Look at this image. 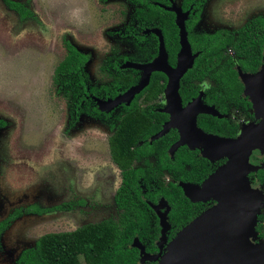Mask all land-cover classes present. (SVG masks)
Segmentation results:
<instances>
[{
  "label": "rangeland",
  "instance_id": "374dc122",
  "mask_svg": "<svg viewBox=\"0 0 264 264\" xmlns=\"http://www.w3.org/2000/svg\"><path fill=\"white\" fill-rule=\"evenodd\" d=\"M11 1L27 7L34 18L21 19L0 0V120L5 122L0 129V221L30 205L68 203L71 210L15 219L0 235V264H15L44 234L73 231L102 219L88 216L86 201L91 189L101 193L112 182L100 163L88 166L80 158L90 147L103 156L107 132L94 125L96 140L90 139L93 125L84 115L72 132L67 102L52 85V75L66 54V42L92 53L96 66L114 48L106 33L125 11L122 0ZM206 5L201 21L210 32L236 30L255 16L264 17V0H208ZM260 234L264 242V228Z\"/></svg>",
  "mask_w": 264,
  "mask_h": 264
},
{
  "label": "trees",
  "instance_id": "16d2710c",
  "mask_svg": "<svg viewBox=\"0 0 264 264\" xmlns=\"http://www.w3.org/2000/svg\"><path fill=\"white\" fill-rule=\"evenodd\" d=\"M3 4L18 14L21 19L34 18L32 12L22 4L11 0H2ZM137 1L142 6L139 8L138 27L140 31L156 28L163 36L166 53L169 54L173 63L178 51L177 28L173 23V14L160 8L157 4L169 5L170 0H132ZM175 1V0H172ZM207 0H180L183 11L190 12L186 29L189 32L188 38L192 49L200 51L196 59L195 67L189 70L184 79L200 80L214 66H224L222 49L232 46L236 55L240 57L237 63L243 70L255 71L259 67L264 55V18H258L248 22L240 31L236 40L232 33L217 31L213 34H196L191 31L192 26L198 21L200 7ZM192 8L189 9V7ZM193 14V15H192ZM137 49L140 50L141 61H149L157 55L158 41L153 35H138ZM66 54L55 67L52 81L56 87V92L67 102L70 124L80 114H86L88 100L85 98V87L82 66L85 65L87 56L78 51L69 43L65 44ZM227 50V49H226ZM225 50V51H226ZM121 63V62H120ZM233 64L231 63V66ZM75 78V79H74ZM215 78V77H214ZM166 78L162 73L155 72L150 78V82L137 97L147 99L159 97L164 89ZM223 81L234 84L235 91L239 94L241 86L238 84L235 72L229 68L226 71ZM134 81H132L133 83ZM163 82V83H162ZM121 86V92L128 86V83ZM188 91L184 86L180 89V95L184 100L188 99ZM227 94V93H226ZM194 95V93H193ZM221 99V97H218ZM151 112H146L139 107L132 108L125 118L120 120L115 133L110 137V154L112 160L126 172L129 163V145H136L142 141V146L156 148L161 154H166V149L173 141L172 133L149 144L147 140L156 133L161 124L163 115L155 113L157 122L152 123ZM198 126L205 132H213L221 136L234 137L238 130L229 125L225 120L216 119L210 116H199ZM159 123V124H158ZM162 154V155H163ZM164 157V156H163ZM164 159V158H163ZM161 161L160 170L165 169L176 181L168 186L154 187L149 191L148 186H144L147 194L152 199L158 197L166 199L170 207V222L173 232L169 239L175 236V231L186 226L200 213L199 204L188 200L178 182L190 183L194 181H204L215 169L216 165H211L205 159L196 158L195 154L185 148H181L172 160ZM191 166L190 171L185 170L183 165ZM253 175V174H252ZM258 185L264 187V171L259 170L255 174ZM137 184L123 183L116 194V200L123 210V217L118 225L113 224H89L71 232L48 233L39 237L34 246L23 250L15 264H81V260L86 264H139L138 251L131 244L134 238L147 244V247L155 250L154 241L158 236V230L154 233L141 232L139 228L148 224V214L150 210L140 199L141 189ZM62 206L37 211L38 214L61 210ZM0 222V232L9 224L10 219ZM257 232L264 228V215L258 217ZM150 264V263H145Z\"/></svg>",
  "mask_w": 264,
  "mask_h": 264
},
{
  "label": "flooded vegetation",
  "instance_id": "af4514ba",
  "mask_svg": "<svg viewBox=\"0 0 264 264\" xmlns=\"http://www.w3.org/2000/svg\"><path fill=\"white\" fill-rule=\"evenodd\" d=\"M103 1H110V0H103ZM124 6H125V11H120L119 14L121 18L118 20L117 25H114L109 29L106 33L107 37L113 42L115 45L114 48L109 49L106 54L102 56L98 64L95 66L93 63V58H92V53H83L87 56L85 65L82 66L81 68V73L83 75V83L85 87V98L88 100V105H87V112L86 114H80L73 122L70 124L69 120V125L72 127V132H77L76 128L81 125L79 124L78 121L82 115L85 116V119L90 122V126L88 129V134L89 138L92 140H96V138H93L95 136V132L92 131L94 128V125H97L101 129H105L107 132V136L105 138V150L104 152L103 147H101V150L103 152V156L100 152L95 151L97 147H90L88 150V153L85 154L83 158H80L81 160L83 159L88 163V166L91 164L95 167L96 163H100L101 165V170L104 169L105 172V178H108V182H112V184L106 188V190H103L101 193H96L94 189H91V197L90 200L88 199L86 201V211L89 213V217L93 219L96 215L100 216L102 218L100 221L93 220L94 222L88 223L89 224H98V223H105V224H113V225H118L123 217V210L120 208L119 203L116 200V194L121 187L123 183L127 184H137L139 187L148 186L149 191H153L154 187L157 186H168L170 183H175L176 181L173 179V177L167 172V170L162 169L160 170L161 167V161L160 159H163V161H169L167 160L170 159L172 160L174 155L181 149L185 148L188 151H191L193 154H195L196 158H201L204 159L201 156V151L198 149L191 150L187 146H182L179 147L173 155H170L169 150L173 145H175L178 140H179V133L177 129L171 128L169 131L164 135H168L172 133V138L173 141L170 144V146L166 149V154H161L160 152L157 151L156 148L152 147H144L142 146V141H138L136 145H129V163L128 167L126 168V172H123V169L119 167L111 158L110 154V144L109 140L110 137L115 133L120 120L125 118V115H128V112L134 108V107H139V109L146 111V112H151L153 115H151V120L152 123L157 122L155 118V113H159L163 115V118H161V124L159 130L151 135L147 142L149 144L151 137L156 135L158 132L161 131L163 128V125L170 120V115L166 113L164 110L167 107V100L164 95V91L166 88V84L168 82V78L165 76L166 80L164 82V89L162 94L157 97V98H144V97H137L139 94L135 95L128 103L122 102L115 107H113L110 111H106L105 108L104 110H101L98 104V101L101 102H110L113 101L115 98L118 96L123 95L129 88L135 86L138 84L141 78L142 72L140 70H136L135 68L132 67H125L123 68V65L125 63H133V64H147L151 62L155 57H153L149 61H141V55H140V50L137 49V39L138 35H153L156 40L157 37L150 32V29H146L144 31H140L138 27V15H139V8L142 6L139 4L137 1H132V0H122ZM208 1V0H207ZM172 2L175 3L176 7H179L180 10L183 13H188L187 18L184 22L185 26V31L187 33V40L189 42L188 38V31L186 29V23L189 20V14L190 12L185 10L183 11L181 8V3L180 0L177 2V0L169 1L168 6H164L161 4H157L160 8L164 9V7H170ZM206 3L205 2L199 9L198 13V21L196 24L192 26L191 31L196 34H213L217 31H226L228 33H232L234 40L237 39L239 35V31L248 23L251 22L255 19L258 18H264L263 16H255L248 21H246L242 26H240L236 30H230V29H217L213 32L207 31L203 25L202 21L205 19V11H206ZM25 7V6H24ZM27 8V7H25ZM192 8V6L189 7V9ZM28 9V8H27ZM165 10V9H164ZM167 11V10H166ZM173 14V23L176 26V15ZM33 14V13H32ZM193 15V14H192ZM34 17V15H33ZM33 19V18H30ZM25 20V19H24ZM120 20L122 22L120 23ZM201 25V26H200ZM177 28V36H178V51L176 52V56L174 59V62L172 63L170 61L169 54H167V60L168 64L171 68H175L177 64V56L180 51V44H179V29ZM145 31H149L146 33ZM158 41V40H157ZM67 43V42H66ZM65 43V44H66ZM70 44V43H69ZM125 47V48H122ZM191 53L192 55L197 54V57L194 58L192 62V67L189 69H193L195 67L194 63L196 59L199 57L200 51L192 49L190 45ZM227 49V50H226ZM222 49V56H223V61H225L224 66L222 65H216L214 66L206 75H204L200 80L198 79H184L185 74L189 71H187L182 78L180 79L179 82V88H178V94L181 100V105L182 107H186L189 103L194 101L199 95L201 96V103L205 106L213 107L219 115L222 116V118H218L217 116H212L204 113H198L196 115V126L202 130L204 133L211 134L214 136L218 137H224V138H234L238 135L239 133V128L247 123H258V120L255 119L254 116V109L252 106V103L250 102V99L248 96L244 94V85L241 82L239 78V73L238 69L245 73V74H254L259 70V67L261 66L262 61L260 62L259 67L255 71H248V70H243L241 67L238 65L237 61L240 59L239 56L236 55L234 49L232 46H227ZM226 50V51H225ZM66 51V49H65ZM82 53V52H81ZM157 53H158V45H157ZM264 56V55H263ZM263 58V57H262ZM262 60V59H261ZM121 62V63H120ZM231 63L233 64L231 66ZM94 66V67H93ZM231 69L232 72H235L236 78L238 79V84L241 86V92L238 94L235 91V86L234 84L228 85L226 84L223 79L225 77L226 71L228 69ZM54 72V71H53ZM155 73V72H153ZM152 73V74H153ZM161 73V72H159ZM152 74L150 75V78L152 77ZM53 76V75H52ZM215 77V78H214ZM75 79V78H74ZM132 81H134L132 83ZM150 82V79H149ZM128 83V87L124 91L121 90V86H125L124 84ZM163 83V82H162ZM53 85V81H52ZM54 86V85H53ZM184 86V89L188 91V99L184 100L183 97L180 95V89L181 87ZM55 87V86H54ZM56 88V87H55ZM194 93V95H193ZM227 93V94H226ZM218 97H221L218 98ZM199 116H210V117H215L216 119L220 120H225L229 125H232L237 128L238 133L234 137H226V136H221L219 134L213 133V132H205L202 128L198 126V118ZM70 117L68 113V118ZM81 121V120H80ZM159 124V123H158ZM5 127V122L0 120V129H3ZM163 136V137H164ZM100 150V149H99ZM107 154V158H104V156ZM164 156V157H163ZM206 160V159H205ZM208 161V160H207ZM252 161L260 164L264 162V155L263 156H258V155H253L252 156ZM209 162V161H208ZM5 164L7 161L4 162ZM226 163V159H220L215 162H209L211 165H216V169L223 164ZM183 168L185 170L190 171L191 166L185 164L183 165ZM215 169V170H216ZM214 170V171H215ZM213 171V172H214ZM212 172V173H213ZM211 173V174H212ZM253 174V175H252ZM256 173H250L248 175L251 183L255 185L257 184L256 178H255ZM210 175V174H209ZM208 175V176H209ZM207 176V177H208ZM203 181H194L191 182V184L195 185H200ZM113 191V194L111 197L108 196V193L110 191ZM152 198L155 197V195L151 196ZM149 194H147V190L141 189V194H140V199L141 201L150 209L146 210V213L148 214V224L145 225L144 227L139 228V231L141 232H149V233H154L156 230H158V236L156 240L154 241L155 245V250L151 249L150 247H147V244H144L143 242H140V244L144 247V251L147 254L150 255H155L158 253V248H157V241L160 236L161 232V227H160V219L158 217V214L156 211L152 208V206H158L159 204H162V208L158 210L160 214L166 213V221L168 222L169 229L166 231V241L167 243L170 242L171 239H169V235L173 232V226L171 225L170 222V207L166 201L165 198L163 197H158L156 198L155 201H153ZM162 202V203H160ZM199 204L198 209L200 210V213L205 211L206 209L210 208L214 202L213 201H208V202H196ZM57 206H62L63 208L61 210H55V211H50V212H45L38 214L37 211H40L42 209H49V208H54ZM54 207H37V205H30L25 208H20L16 209L13 212H11L4 220H7L8 217H12L10 219V222L8 226L0 232V235L3 234L9 227V225L17 218L23 216V215H36V216H43L46 214H51L55 212H59L60 215L61 213H68V211L71 210V206L66 203V204H59ZM199 213V214H200ZM60 218V216H59ZM90 219V221H92ZM2 220V221H4ZM0 221V222H2ZM84 225V226H86ZM83 227V226H82ZM182 229V228H181ZM77 230V229H75ZM180 230V229H179ZM179 230L175 231L174 233L176 234ZM74 231V230H73ZM262 231V230H261ZM71 232V231H67ZM57 233H63V232H57ZM261 233V232H260ZM258 232V235L261 236ZM48 234V233H47ZM45 235V234H44ZM41 237V236H40ZM138 239V238H137ZM132 246V244H131ZM166 246V245H165ZM164 246V247H165ZM163 247V249H164ZM138 251V250H137ZM138 257H139V251H138ZM138 263L139 264H145V263H150V264H156V262H149L145 261L142 263L140 259L138 258ZM81 264H86V262L81 260Z\"/></svg>",
  "mask_w": 264,
  "mask_h": 264
},
{
  "label": "water",
  "instance_id": "95a60500",
  "mask_svg": "<svg viewBox=\"0 0 264 264\" xmlns=\"http://www.w3.org/2000/svg\"><path fill=\"white\" fill-rule=\"evenodd\" d=\"M164 9L176 15V26L179 29L180 51L176 67L171 68L168 64L161 31L156 28L150 30L158 40L157 56L147 64L125 63L123 68L132 67L142 72L140 81L113 101H98L99 107L104 110V107L110 105L107 109L110 111L122 102L128 103L147 87L153 72H161L168 78L164 91L167 107L164 111L170 115V120L160 132L151 137L150 143L174 128L178 130L179 140L169 150L170 155L179 147L187 146L191 150H200L201 156L211 163L220 159H226V163L200 185L177 183L184 196L192 203L213 201L210 208L180 229L167 243L166 231L170 225L166 221V213L158 212L162 204L152 206L160 219L158 253L147 254L137 238L133 239L132 247L139 251L142 263L264 264V242L259 241L256 230L258 217L264 214V187L253 186L248 177L250 173L264 171V162L258 164L252 161L253 155H264V56L256 73L245 74L238 69L244 94L252 103L258 123L242 125L234 138L204 133L196 126L198 113L218 118L222 116L213 107L203 105L200 95L186 107H182L178 94L179 82L192 67L197 54L192 55L185 31L184 22L188 13H183L174 2Z\"/></svg>",
  "mask_w": 264,
  "mask_h": 264
}]
</instances>
